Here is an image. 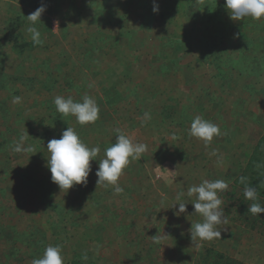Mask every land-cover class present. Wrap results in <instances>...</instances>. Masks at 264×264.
<instances>
[{
  "label": "rangeland",
  "instance_id": "obj_1",
  "mask_svg": "<svg viewBox=\"0 0 264 264\" xmlns=\"http://www.w3.org/2000/svg\"><path fill=\"white\" fill-rule=\"evenodd\" d=\"M41 3L36 44L25 29ZM155 3L154 13L153 0H0V264H31L48 245L62 247L64 264H193L201 247L264 264V236L228 218L232 186L264 134V20H232L224 0ZM58 95L90 96L99 119L62 116ZM197 115L221 130L209 145L188 135ZM67 127L100 153L87 184L64 193L46 146ZM117 128L147 146L119 194L95 175ZM27 133L36 152H14ZM217 179L228 183L219 194L228 225L197 249L189 230L203 218L187 189ZM178 196L179 216L169 208Z\"/></svg>",
  "mask_w": 264,
  "mask_h": 264
},
{
  "label": "clouds",
  "instance_id": "obj_2",
  "mask_svg": "<svg viewBox=\"0 0 264 264\" xmlns=\"http://www.w3.org/2000/svg\"><path fill=\"white\" fill-rule=\"evenodd\" d=\"M198 2L203 3V0H198ZM224 6L230 15V19L234 21H242L246 17L257 21L264 20V0H224ZM45 11L46 5L41 3L35 11L27 15L29 25L25 31L36 44L40 43L41 37L36 25L41 21L42 13ZM152 11L154 13L159 11V5L155 3V0H153ZM21 102V96H14L12 99L13 104H20ZM54 104L58 113L62 116H74L81 126L95 123L99 119L100 108L90 96L85 95L82 102H77L71 96L65 98L58 95L54 98ZM150 119V114L145 112L141 123H147ZM114 131L117 133L116 142L104 150V158L99 161L95 175L97 176L96 185L104 188L112 187L114 192L119 194L123 192V188L118 184V180L124 169L132 160H140L147 150V146L143 143H134L119 128ZM27 135L29 134L20 136L13 145L14 152L32 154L36 152L32 146L26 145ZM188 135L202 140L205 145H209L214 137L221 135V130L218 125L201 115H197L190 123ZM46 147L48 151L47 167L51 173L50 179L58 185L60 191L63 190L64 193H67L74 185L87 184V178L92 170L90 161L96 160L100 153L98 144L89 147L80 139L72 127H67L59 139L49 140ZM239 180L241 184L245 185V199L256 201L258 198L257 189L248 186L246 177L241 176ZM227 189L228 183L221 179L203 180L199 185H193L187 189L189 197L195 196V202L192 203L194 212L203 218L201 222L191 224L189 230L191 240L196 244L197 249L202 246V242L221 238L222 229H218V226L228 225L227 218L223 215V202L219 198V194L226 192ZM179 200L180 197L178 196L177 201L169 207L173 208L178 204L175 212L177 216L186 211V203L179 202ZM248 211L251 215L258 216V214L264 213V205L252 203L248 206ZM87 258L86 253L81 257L83 260H87ZM31 264H64L62 247L60 245L46 246L42 256L34 258Z\"/></svg>",
  "mask_w": 264,
  "mask_h": 264
},
{
  "label": "trees",
  "instance_id": "obj_3",
  "mask_svg": "<svg viewBox=\"0 0 264 264\" xmlns=\"http://www.w3.org/2000/svg\"><path fill=\"white\" fill-rule=\"evenodd\" d=\"M242 176L247 178L248 186L257 189L258 198L256 201L246 200L244 196L245 185L240 183L238 179L236 184L232 187L234 190L230 191L233 196L232 204L229 209L233 216H228L229 219L237 221L247 229L255 231L264 236V213L253 216L248 211V206L252 203H260L264 205V134L258 140L255 151L249 157L245 172ZM237 187H241L239 193L235 192ZM227 212V214L225 213ZM227 210H223L224 215H228ZM193 264H245L244 262L230 257L218 250L210 247H201L195 256Z\"/></svg>",
  "mask_w": 264,
  "mask_h": 264
}]
</instances>
